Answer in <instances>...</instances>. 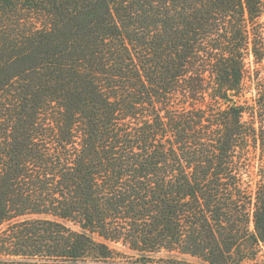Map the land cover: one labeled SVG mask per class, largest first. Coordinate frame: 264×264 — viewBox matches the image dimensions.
I'll return each instance as SVG.
<instances>
[{"label": "trees", "instance_id": "1", "mask_svg": "<svg viewBox=\"0 0 264 264\" xmlns=\"http://www.w3.org/2000/svg\"><path fill=\"white\" fill-rule=\"evenodd\" d=\"M263 14L0 0V264H264Z\"/></svg>", "mask_w": 264, "mask_h": 264}, {"label": "rangeland", "instance_id": "2", "mask_svg": "<svg viewBox=\"0 0 264 264\" xmlns=\"http://www.w3.org/2000/svg\"><path fill=\"white\" fill-rule=\"evenodd\" d=\"M261 21L264 22V14H263L262 17H261ZM249 59H250V58H249Z\"/></svg>", "mask_w": 264, "mask_h": 264}]
</instances>
